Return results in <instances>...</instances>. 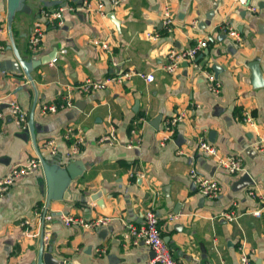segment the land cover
<instances>
[{
	"label": "crops",
	"instance_id": "crops-1",
	"mask_svg": "<svg viewBox=\"0 0 264 264\" xmlns=\"http://www.w3.org/2000/svg\"><path fill=\"white\" fill-rule=\"evenodd\" d=\"M81 2L23 0L24 9H17L9 22L7 0H0V63L8 67L6 61H16L19 67L0 70V177L39 153L46 161L57 158L61 166L70 159L83 165L76 162L81 173L58 190L67 189L68 198L48 201L41 164L0 196V264H35L41 243L69 264H142L151 251L126 245L124 236L128 223H142L146 209L156 213L161 236L180 264H241V249L252 264H264V207L260 217L253 216L250 212L260 205L248 194L251 188L264 194V150L254 147L264 130V0L250 1L255 11L232 0H119L108 18L65 10L60 25L46 24L40 47L28 48L34 23L44 20L42 8ZM166 2L173 31L147 39L144 31L161 27ZM223 22L238 31V42L220 26ZM202 38L207 46L195 62L166 71L171 49ZM95 40L106 41L108 48ZM17 54L28 63V73ZM41 57L49 61L32 66ZM129 69L152 73L153 80L132 74L102 90L75 88L86 79L102 80ZM203 70L216 75L218 92L210 89ZM66 96L71 106L41 112L42 104ZM11 99L26 111L27 128L10 116ZM179 112L183 116L167 137L164 129ZM245 113L252 125L244 123ZM74 126L81 127L83 143L77 154L68 155L69 140L63 135ZM110 127L117 142H99ZM209 136L219 156L241 159L239 172L230 173L197 148L199 139ZM51 138L54 153L43 148ZM192 167L217 180L218 197L197 191L189 176ZM56 177L61 183L62 177ZM59 211L112 219L99 227H69L58 219ZM225 211L241 215L227 221L221 216ZM24 219L32 222L30 228L20 225Z\"/></svg>",
	"mask_w": 264,
	"mask_h": 264
},
{
	"label": "built area",
	"instance_id": "built-area-1",
	"mask_svg": "<svg viewBox=\"0 0 264 264\" xmlns=\"http://www.w3.org/2000/svg\"><path fill=\"white\" fill-rule=\"evenodd\" d=\"M251 0H232L238 6L244 7L247 10L255 11L256 6L250 3ZM110 5L109 9L105 8L104 0H82L80 5H61L54 8H42L41 15L43 21L35 22L31 32L28 36V48L33 52L36 51L44 38L45 27L47 23L55 22L57 25L62 23L63 12L66 11H75L76 9H83L88 12L97 13L104 17H109L113 13V8H116L119 5V0H108ZM161 17V27L159 29H152L143 32V35L147 39L158 40L163 33L168 34L174 29V17L172 10L168 2L164 3L160 11ZM222 28L226 29L227 34L232 37L235 41H239V33L235 28L229 26L226 22L220 24ZM95 44L100 45L103 48H108V43L104 40H95ZM207 46V38L197 39L195 43L181 49H171L168 53L169 62L164 66L166 71L172 72L175 71L181 62L191 61L195 62V58L200 51H202ZM64 51V50H62ZM197 65V64H195ZM205 78L209 83V87L212 91L218 92L220 90V82L217 79L216 75L208 70H203ZM132 74L139 75L144 78L146 81L153 80L152 73H140L133 70H127L120 74L107 76L102 80H93L86 79L84 82H81L75 86V88L82 93L92 92L95 90H102L106 88L109 84L115 82H123L127 78L131 77ZM71 100L69 96L64 97L62 100L55 103H44L41 105L40 110L44 113H53L60 108L71 106ZM7 107L10 113V116L15 120V122L21 128H27L28 120L26 111L20 106L16 100H9ZM183 116L182 112H179L177 115L169 119V125L165 127L164 132L169 137L171 126L176 124L181 120ZM3 117L2 110H0V119ZM244 123L248 125L253 124L252 117L245 113L242 117ZM63 137L69 140V150L68 155L77 154L83 143V135L81 127L68 128ZM166 136L164 135L161 140V144L164 143ZM99 142H108L116 143L117 136L115 134L114 128L110 127L106 133L102 134L99 139ZM254 147L261 151L264 150V130L258 134V137L254 143ZM43 148L51 153L56 151L55 148V138L48 139L44 141ZM197 148L204 152L207 156L213 157L215 162L225 167L230 173H237L242 169L241 159L236 155H227L219 156L218 149L214 145L213 141L203 137L198 141ZM182 151L179 150L178 153ZM40 153L35 157L27 159L24 163L15 164L11 167L8 173L0 177V196L5 193L9 187L14 183V181L22 175L32 173L40 164ZM189 176L192 179L193 183L196 186L197 191L206 198H216L221 193V186L216 179L208 177L202 173H199L195 167L189 169ZM248 194L252 198H257L259 203V208L253 209L250 213L255 217H260L261 208L264 207V194L256 188H251L248 190ZM241 213L236 211H225L221 213V216L224 217L227 221H235ZM58 219L65 226H76V227H85L93 228L106 225L112 218L109 216H98L95 219H86L82 216L73 215L68 212L59 211ZM177 215H171V219L176 218ZM46 218H50V215H47ZM20 225L30 228L32 222L29 219H24L21 221ZM125 244L126 245H143L148 250L152 252V255L149 256L142 264H180L179 261L173 258L170 249L167 243L163 240L160 229L158 226V217L153 209H146L143 214L142 223L136 225L134 223H128L127 229L125 232ZM239 260L241 264H252L251 257L248 252L244 249L239 251Z\"/></svg>",
	"mask_w": 264,
	"mask_h": 264
},
{
	"label": "water",
	"instance_id": "water-1",
	"mask_svg": "<svg viewBox=\"0 0 264 264\" xmlns=\"http://www.w3.org/2000/svg\"><path fill=\"white\" fill-rule=\"evenodd\" d=\"M25 4L23 5V0H7V10H8V20L11 21V18L15 11L17 9H24ZM18 62L22 65L24 71L28 73L29 71V65L25 61H23L17 54ZM49 61V57H41L37 59H33L31 64L32 66H36L40 63ZM6 63L10 64L8 67H6L3 63H0V70L4 69H11L13 71H19L18 63L16 61H6ZM209 139L211 140L210 136ZM41 159V165L44 168V173L47 181V189H48V201L50 199H63L68 198V190L64 192V189L58 193V190H60L62 187L65 186L67 188L68 184L72 179H74L77 175L81 173L80 168L76 167V162L80 164V166H83L80 161H77L76 159H70V161L66 164L61 166L60 162L57 158H53L50 161H46L45 158L40 155ZM51 163V164H50ZM59 175V178L62 177L61 183L56 182V176ZM61 176V177H60ZM93 198V197H90ZM95 199V198H93ZM52 250L54 248L52 246H48L46 250H44V247L42 243L39 246V252H38V258L35 264H69L68 261L60 260L56 258ZM152 255V252H151Z\"/></svg>",
	"mask_w": 264,
	"mask_h": 264
}]
</instances>
